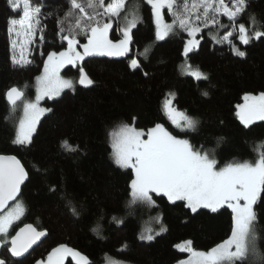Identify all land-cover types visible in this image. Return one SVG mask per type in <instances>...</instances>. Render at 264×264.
Returning <instances> with one entry per match:
<instances>
[{
	"label": "trees",
	"instance_id": "1",
	"mask_svg": "<svg viewBox=\"0 0 264 264\" xmlns=\"http://www.w3.org/2000/svg\"><path fill=\"white\" fill-rule=\"evenodd\" d=\"M126 2L129 9L139 3L142 17L133 30L134 43L129 54L85 57L76 67L65 65L61 75L78 81V68L83 67L94 84L82 87L76 83L59 96L43 99L51 111L38 121L31 143L20 146L13 144L17 114L5 93L15 86L26 99L34 98V79L42 70L45 56L49 51H61L62 45L67 47L57 35V20H63L69 11V0H30L33 7L42 8L39 19L45 27V40L39 43L37 34L36 43L29 45L31 63L24 65H13L8 33L9 19H19L22 9L14 11L8 0H0V154L15 155L29 174L18 197L25 211L15 229L32 224L47 233L22 259L12 258L2 247L0 255L7 264H34L60 244L86 254L89 264H102L106 256L133 264H174L189 254L176 249L179 242L190 240L195 250L207 251L231 234L232 213L226 206L216 213L208 209L193 213L185 202H169L155 194L152 207L139 202L130 204L131 170L113 163L109 131L121 124L149 128L162 123L174 134L180 133L162 111L164 98L173 92V106L199 121L196 132L180 133L183 138L197 147L215 150L221 165L255 159L260 147L264 151V121H255L245 128L235 113L246 93L264 92V37L243 45L237 39L238 28L226 27L225 30L233 31V43L246 52L239 57L227 43L212 40L209 33L214 26L210 25L201 28L198 47L185 57L182 50L187 33L177 30L157 41L151 6L146 0ZM164 15L168 23L172 22L167 9ZM250 17H255L257 26L264 30V0H247L246 10L236 24L244 23L251 31ZM220 20L230 25L226 17L221 16ZM70 23L71 19L63 26ZM110 33L111 38H120L115 25ZM78 39L86 42V38ZM132 58L138 59L140 69L129 67ZM184 60L208 78L196 80L182 74L180 65ZM65 139L77 150L62 148ZM52 187L56 190L50 191ZM72 206L79 215H73ZM254 211L256 243L264 254V193ZM156 213L161 215L166 231L151 241L141 240L138 235L143 225ZM113 216L123 222L115 223ZM65 264L75 262L67 258Z\"/></svg>",
	"mask_w": 264,
	"mask_h": 264
},
{
	"label": "snow or ice",
	"instance_id": "2",
	"mask_svg": "<svg viewBox=\"0 0 264 264\" xmlns=\"http://www.w3.org/2000/svg\"><path fill=\"white\" fill-rule=\"evenodd\" d=\"M8 3L15 11L20 7L21 0H8ZM22 3L21 17L8 21L13 65L31 63L28 59L29 45L36 43L37 34L39 43L45 40V27L39 19L42 8L30 6L29 0H22ZM146 3L151 6L157 41L164 40L177 30L187 33L189 39L183 48L185 57L200 43L196 34L210 25L217 31L226 27L238 28L237 39L243 45H248L253 38L264 37V30L257 26L255 17L249 18L251 31L244 23L236 24L237 18L246 10L247 0H191V3L189 0H146ZM164 9L172 16L171 23L165 21ZM221 16L230 21L229 26L221 23ZM69 19L72 23L64 27V22ZM141 20L139 3L129 9L126 0H69V11L63 20H57V35L67 43V47L62 45L61 51L47 53L43 72L36 77L35 100H24V93L15 86L5 93L13 110L18 102L23 104V116L16 126L13 144L24 146L31 143L40 116L51 111L39 107V101L45 96L49 99L59 96L64 89L74 88L76 83L84 87L94 84L83 67L78 68V81L65 79L61 75L65 65L76 67L78 61L91 56H127L129 46L134 43L133 30ZM114 25L120 38L109 37ZM209 34L216 43H227L234 55H246L233 43V31H225L219 38L211 32ZM13 35L16 39L11 38ZM78 37L86 38V42L81 43ZM129 67L138 70L141 65L138 59L132 58ZM181 67L185 74L196 80L208 78L206 73L198 67L193 68L187 61ZM144 75L147 76V73ZM173 96L174 93H169L163 101L164 115L180 133L196 132L199 121L173 107ZM244 101L237 105L235 113L240 123L248 128L255 121H264V92L258 95L246 93ZM180 133L174 134L162 123H155L147 129L121 124L117 131L110 133L113 163L121 169L131 170L129 203L152 206L155 194L166 197L169 202L183 201L193 213H197L198 209L216 213L226 206L232 213L231 234L207 251L195 250L190 240L175 245L180 251L189 253L188 259H182L177 264H244L248 260L253 264H264V254L257 247L254 227L257 219L254 205L264 193V151L250 161L233 160L221 165L215 158V150L205 149L203 145L197 147ZM61 147L70 152L77 150L67 139L61 142ZM28 178V172L16 156L0 154V247L7 248L12 257H22L46 235V231L38 230L32 224L15 229V222L25 211L18 197L21 186ZM55 190V187L50 188V191ZM71 211L73 215H79L74 206ZM112 219L117 224L123 222L115 216ZM156 220L160 222L159 217ZM93 231L99 235L97 228ZM147 231L149 234L140 235L141 240L154 239L153 230ZM164 231L166 229L161 226L155 235ZM67 257H71L75 264H89L87 256L66 244L53 248L46 260H37L36 264H65ZM0 264H7V261L0 259Z\"/></svg>",
	"mask_w": 264,
	"mask_h": 264
},
{
	"label": "rangeland",
	"instance_id": "3",
	"mask_svg": "<svg viewBox=\"0 0 264 264\" xmlns=\"http://www.w3.org/2000/svg\"><path fill=\"white\" fill-rule=\"evenodd\" d=\"M29 2H30V0H29ZM30 6H32L31 4H30ZM23 3H22V0H21V3H20V8L22 9V11H23ZM33 7V6H32ZM163 12H164V14H165V9L164 10H162ZM166 22H167V20H165ZM168 23V22H167ZM169 23H171V22H169ZM155 25V24H154ZM224 25L226 26V23H224ZM213 27V26H212ZM111 31V30H110ZM220 31H222V32H220ZM225 31H229V30H225V28H221V29H219L218 31H217V28L216 27H214V29L211 31V33L213 34V35H216L217 36V38H219V37H222L224 34H225ZM201 32V31H200ZM200 32H198L197 34H196V39H198L199 40V38H198V35H199V33ZM109 37L111 38V33L109 32ZM12 39H16V37L13 35L12 37H11ZM211 38H212V36H211ZM189 39V37L187 36V38L185 39V41H187ZM213 40V39H212ZM85 43V42H84ZM237 46V45H236ZM238 47V46H237ZM183 48H184V46H183ZM196 48V47H195ZM194 49V48H193ZM62 50V49H61ZM81 51H82V49H80ZM241 50V49H240ZM182 52H183V50H182ZM192 52V51H191ZM47 58V55L45 56V59ZM185 61L186 60H184V61H182V64L180 65V71H181V73L183 74L184 72L182 71V65L185 63ZM79 62V61H78ZM189 64V63H188ZM43 67H44V63H43V65H42V70H41V72H40V74H38L37 76H40L41 74H42V72H43ZM193 68H196L195 66H192ZM185 74V73H184ZM36 76V77H37ZM63 76V75H62ZM65 79H70V78H68V77H66V76H63ZM35 80V84H34V86H35V91H36V87H37V82H36V78L34 79ZM72 80H74V79H72ZM73 89V88H72ZM63 92V91H62ZM169 93H173V92H169ZM168 93V94H169ZM261 93V92H260ZM167 94V95H168ZM249 94H252V95H258V94H255V93H249ZM36 95H37V92L35 93V96H34V98L32 99L33 101L35 100V97H36ZM166 95V96H167ZM245 96V95H244ZM244 96H243V98H242V101H240L237 105H240V104H243V103H245V101H244ZM55 97V96H54ZM45 98H48L47 96H45L43 99H45ZM42 99V100H43ZM165 99V98H164ZM171 99H172V104H173V99H174V96L173 97H171ZM24 100H28V99H26V97L24 96ZM31 100V99H30ZM42 100L41 101H39V107H41V108H44V109H49L45 104H43L42 103ZM164 101V100H163ZM162 104H163V102H162ZM12 107V106H11ZM174 107V106H173ZM176 108V107H175ZM177 109V108H176ZM12 110H13V108H12ZM180 111V110H179ZM236 111H237V106H236ZM13 112L15 113V114H17V116H16V120H15V122H14V126H15V131H16V126H17V124L19 123V120H20V118L23 116V104L22 103H19L18 102V104H17V106H16V108H15V110H13ZM48 112V111H47ZM47 112H45L43 115H41L40 116V118H39V120L42 118V116H44ZM167 118V117H166ZM38 120V121H39ZM38 121H37V123H38ZM36 123V127H37V124ZM171 123V122H170ZM131 125H133L134 127H136L134 124H131ZM120 126V125H119ZM119 126L118 127H115V128H113L112 130H110L109 131V139H108V143H110V147H111V153H112V136L110 135V133H113V132H115V131H117L118 129H119ZM174 126V125H173ZM138 128V127H137ZM141 129H147V128H142L141 127ZM14 137H15V133H14ZM14 139V138H13ZM261 148V147H260ZM260 148H259V152H258V154L261 152L260 151ZM131 197V196H130ZM19 200L20 201H22L20 198H19ZM130 200H131V198H130ZM23 202V201H22ZM133 204V203H132ZM23 205H24V203H23ZM148 206V205H147ZM153 206V205H152ZM152 206H148V207H152ZM25 208V207H24ZM23 216V215H22ZM22 216H21V218H22ZM157 217H159V223H157V220H156V218ZM20 218V219H21ZM19 221V220H18ZM17 222V221H16ZM15 222V223H16ZM161 226H163L164 228H165V226L163 225V223H162V217H161V215L159 214V213H156V215H154V216H152L151 217V219H149L144 225H143V227H142V231L139 233V235H138V237L140 238V235L141 234H149L148 233V229H152L153 230V232L151 233V234H153L154 235V237L155 236H157V235H155V233L156 232H159V230H160V227ZM166 229V228H165ZM165 232V231H164ZM160 233H163V232H160ZM159 233V234H160ZM146 241V240H145ZM185 241H187V240H185ZM182 242H184V241H181V242H179V244H182ZM69 247H71V248H74V249H76L75 247H73V246H71V245H68ZM177 249V248H176ZM77 251H79L78 249H76ZM177 250H179V249H177ZM202 251V250H201ZM79 252H81V251H79ZM83 255H85L86 256V254H84L83 252H81ZM48 254V253H47ZM67 258H71V257H67ZM66 258V259H67ZM189 258V254L186 256V257H184V258H181L180 260H182V259H188ZM65 259V260H66ZM72 259V258H71ZM41 260H46V258H44V259H41ZM180 260H178V261H180ZM112 261H115L116 262V264H133V263H131V262H128V261H122V260H119V259H116V258H112V257H110V256H106L105 258H104V261H103V263L102 264H111V262ZM177 261V262H178ZM177 262H175L174 264H177ZM34 264H36V263H34Z\"/></svg>",
	"mask_w": 264,
	"mask_h": 264
},
{
	"label": "water",
	"instance_id": "4",
	"mask_svg": "<svg viewBox=\"0 0 264 264\" xmlns=\"http://www.w3.org/2000/svg\"><path fill=\"white\" fill-rule=\"evenodd\" d=\"M82 87H84L83 85H81ZM7 99V98H6ZM4 155H12V154H4ZM15 156V155H14ZM18 159V158H17ZM21 162V161H20ZM22 164V163H21ZM23 165V164H22ZM25 168V167H24ZM26 170V169H25ZM27 171V170H26ZM22 187V186H21ZM11 203V202H10ZM24 226V225H23ZM23 226H21L20 228H22ZM19 230V229H18ZM15 234V233H14ZM13 234V235H14ZM46 236H47V233H46V235L44 236V237H42L36 244H34L33 246H32V248L31 249H29V251L27 252V253H25L22 257H12L11 256V254L9 253V255L12 257V258H14V259H22V258H24V257H26L33 249H35L36 248V246L43 240V239H45L46 238ZM1 250H2V247H0V253H1ZM0 259H2L1 258V255H0Z\"/></svg>",
	"mask_w": 264,
	"mask_h": 264
},
{
	"label": "crops",
	"instance_id": "5",
	"mask_svg": "<svg viewBox=\"0 0 264 264\" xmlns=\"http://www.w3.org/2000/svg\"><path fill=\"white\" fill-rule=\"evenodd\" d=\"M130 47V46H129ZM82 61L77 62V64H80ZM36 78V77H35ZM56 97V96H55Z\"/></svg>",
	"mask_w": 264,
	"mask_h": 264
}]
</instances>
